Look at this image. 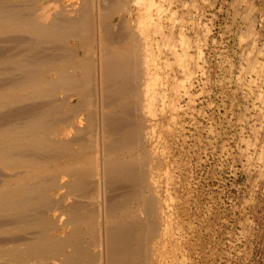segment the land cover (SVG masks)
Returning <instances> with one entry per match:
<instances>
[{
	"label": "bare ground",
	"instance_id": "6f19581e",
	"mask_svg": "<svg viewBox=\"0 0 264 264\" xmlns=\"http://www.w3.org/2000/svg\"><path fill=\"white\" fill-rule=\"evenodd\" d=\"M138 1L0 0V264H155Z\"/></svg>",
	"mask_w": 264,
	"mask_h": 264
},
{
	"label": "rangeland",
	"instance_id": "374dc122",
	"mask_svg": "<svg viewBox=\"0 0 264 264\" xmlns=\"http://www.w3.org/2000/svg\"><path fill=\"white\" fill-rule=\"evenodd\" d=\"M152 3L134 28L156 48L154 262L264 264V0Z\"/></svg>",
	"mask_w": 264,
	"mask_h": 264
}]
</instances>
